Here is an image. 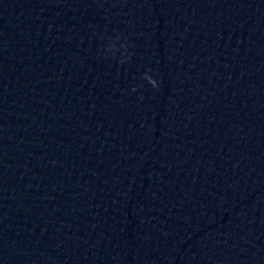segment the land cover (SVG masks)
<instances>
[{"label": "water", "instance_id": "water-1", "mask_svg": "<svg viewBox=\"0 0 264 264\" xmlns=\"http://www.w3.org/2000/svg\"><path fill=\"white\" fill-rule=\"evenodd\" d=\"M0 264H264V0H0Z\"/></svg>", "mask_w": 264, "mask_h": 264}, {"label": "clouds", "instance_id": "clouds-1", "mask_svg": "<svg viewBox=\"0 0 264 264\" xmlns=\"http://www.w3.org/2000/svg\"><path fill=\"white\" fill-rule=\"evenodd\" d=\"M112 58H114V57H112ZM119 62H120L121 65L124 64V62L121 61V60H120ZM144 79L147 81V83H148L149 85H151L152 88H154V89H158V88H159V85H158L157 81H156L155 79H153L152 77L146 75V76L144 77ZM133 91H136V89L133 88Z\"/></svg>", "mask_w": 264, "mask_h": 264}]
</instances>
